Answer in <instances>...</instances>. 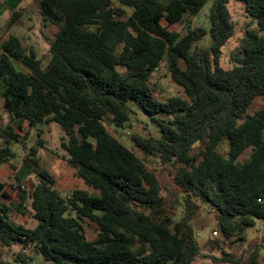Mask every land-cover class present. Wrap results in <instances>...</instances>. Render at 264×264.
Here are the masks:
<instances>
[{
    "label": "trees",
    "instance_id": "16d2710c",
    "mask_svg": "<svg viewBox=\"0 0 264 264\" xmlns=\"http://www.w3.org/2000/svg\"><path fill=\"white\" fill-rule=\"evenodd\" d=\"M22 1L0 0V15L11 11L8 26L20 20ZM209 1V25L194 26ZM239 1L257 30L246 31L235 64L225 68L224 47L236 31L229 0H38L43 20L57 27L46 66L15 34L1 44L0 166L10 163L15 171L21 203L4 201L0 180V264H30L27 249L51 264H193L207 256L193 225L203 206L217 211L226 239L241 242L258 220L264 224V109L249 113L264 97V0ZM163 62L186 97L156 96L151 76ZM129 101L161 129L159 137H132L143 158L105 125L109 119L124 127ZM50 123L61 126L63 158L90 189L64 195L43 167L41 127ZM31 130L38 140L27 147L21 133ZM15 145L26 152L19 167L12 163ZM148 158L181 188L180 214L166 210ZM33 175L38 181L28 191ZM29 199L33 228L13 217L27 215ZM89 222L94 240L86 234ZM17 244L22 249L7 258ZM210 258L264 264L259 249L248 258L224 249Z\"/></svg>",
    "mask_w": 264,
    "mask_h": 264
},
{
    "label": "rangeland",
    "instance_id": "374dc122",
    "mask_svg": "<svg viewBox=\"0 0 264 264\" xmlns=\"http://www.w3.org/2000/svg\"><path fill=\"white\" fill-rule=\"evenodd\" d=\"M4 1V0H2ZM24 1V2H23ZM20 4L21 18L11 27L8 26L11 11L8 9L5 14L0 15V39L3 34L8 32L19 36L22 39L24 47L29 51L34 49L38 55V58L42 60L43 66H46L49 60V49L52 40L54 39V33L57 27L47 23L43 20L38 0H23ZM212 1H209L202 11L193 19L194 26H205L208 24V15ZM228 6L230 8L233 21L235 23V35L230 39L228 44L224 47V54L222 58V65L225 68H230L235 64L234 56L237 55L238 50L241 47L242 39L247 30H257V24L247 14L245 5L239 0H229ZM166 24V23H165ZM95 28V27H93ZM172 29H181V26H171ZM261 34L264 35V32ZM210 40V35L207 36L206 41ZM205 42V41H204ZM18 68H23L17 63ZM151 85L155 90V94L159 99L166 100L171 96L180 95L186 97L184 90L177 86L173 78L170 75L169 68L166 62H163L158 70L151 76ZM0 103L3 104V99L0 96ZM130 119L126 125L122 128L114 126L109 119L105 121V125L114 132L128 147L133 149L140 157L143 158V153L135 146L132 141L134 135L140 136H155L159 137L161 134L160 127L153 122L151 116L134 101H129ZM264 109V97H258L252 103L249 109V113H254L258 110ZM42 140L44 141V147L39 148L38 155L41 159V163L44 168L49 170L57 180V186L64 195H68L77 188H82L83 182L77 176L74 168L63 158L66 156V152L61 147V138L63 135L62 128L57 123L45 124L42 127ZM23 136H28L26 139L27 147L37 143L38 137L35 130H31V134L21 133ZM2 141V140H1ZM0 141V144H1ZM201 146V142H196L193 148L198 152ZM16 158L12 163L19 167L22 164V160L26 155V152L22 150L20 145H15ZM251 152L248 149L242 156V160L246 159ZM148 166L156 171L158 179L162 185L163 193L168 198L167 209L170 211H176L178 214L184 209L183 198L184 194L181 188L176 185L169 171L159 165L157 159H146ZM14 173L10 163H5L0 169V180L5 182V191L8 195V199H4L8 204L14 206L21 203L19 197V188L17 182L14 180ZM38 181L36 176H31L26 184L25 189L30 191L32 189V183ZM89 188V187H88ZM90 189V188H89ZM97 193V191H94ZM28 208L27 215L20 214L16 211L13 212L14 219L24 224L26 227L33 228L36 225V220L33 217L31 209V199L25 204ZM193 225L196 231V236L201 245V250L204 255L198 258L193 264H227L215 262L211 256L221 257L222 249L226 252L234 253L237 256H245L248 258L253 251L259 249L260 258L264 260V247L262 246V239L264 237V224L258 220L257 224L244 233V240L237 242L235 237L230 239L224 238L219 225H218V213L216 210L207 206H203L198 216L194 219ZM218 231V235L214 236L213 232ZM86 234L90 240L96 238V226L89 222L86 225ZM214 241H218L222 249L214 246ZM22 249L21 245H14L10 249V254L7 258L12 257L15 253ZM27 253L32 257L30 264H51V262L44 257L41 253L32 252L31 249H27ZM14 264H20V262H14Z\"/></svg>",
    "mask_w": 264,
    "mask_h": 264
},
{
    "label": "crops",
    "instance_id": "0c3cea01",
    "mask_svg": "<svg viewBox=\"0 0 264 264\" xmlns=\"http://www.w3.org/2000/svg\"><path fill=\"white\" fill-rule=\"evenodd\" d=\"M24 2V1H23ZM21 9H22V7H20ZM7 11H5V13H6ZM4 13V14H5ZM9 34H10V32H8V33H6V34H3L2 35V37H1V39H0V54H1V44L3 43V41H5L7 38H8V36H9ZM19 69H21V68H19ZM3 109V104L2 103H0V110H2ZM5 163H3V164H1V166H0V169H1V167L4 165ZM75 170V169H74ZM75 172H76V170H75ZM81 179V178H80ZM81 181L83 182V187L82 188H84V189H89L88 188V186L84 183V181L81 179Z\"/></svg>",
    "mask_w": 264,
    "mask_h": 264
},
{
    "label": "built area",
    "instance_id": "2783aa9c",
    "mask_svg": "<svg viewBox=\"0 0 264 264\" xmlns=\"http://www.w3.org/2000/svg\"><path fill=\"white\" fill-rule=\"evenodd\" d=\"M156 70H158V68H157ZM213 235H214V236H217V235H218V231H214V232H213Z\"/></svg>",
    "mask_w": 264,
    "mask_h": 264
},
{
    "label": "water",
    "instance_id": "95a60500",
    "mask_svg": "<svg viewBox=\"0 0 264 264\" xmlns=\"http://www.w3.org/2000/svg\"><path fill=\"white\" fill-rule=\"evenodd\" d=\"M197 142H200L199 140Z\"/></svg>",
    "mask_w": 264,
    "mask_h": 264
}]
</instances>
